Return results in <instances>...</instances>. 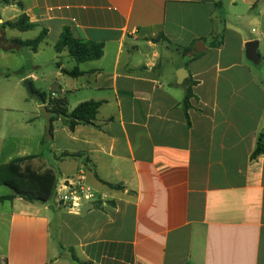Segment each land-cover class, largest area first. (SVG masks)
<instances>
[{
  "label": "crops",
  "instance_id": "0c3cea01",
  "mask_svg": "<svg viewBox=\"0 0 264 264\" xmlns=\"http://www.w3.org/2000/svg\"><path fill=\"white\" fill-rule=\"evenodd\" d=\"M17 1L0 3L1 38L47 29L36 53L50 46L57 60L48 91L34 87L42 65L23 64L21 79L69 112L101 107L93 125L74 129L53 116L45 138L0 149V165L35 156L28 164L57 180L83 169L104 198L85 213L0 202V264H74L71 251L86 264H264V154L253 158L264 134V0ZM23 14L34 30L3 27ZM66 28L103 44L102 58L57 53ZM75 68L83 75L67 74ZM12 195L0 186V198Z\"/></svg>",
  "mask_w": 264,
  "mask_h": 264
},
{
  "label": "trees",
  "instance_id": "16d2710c",
  "mask_svg": "<svg viewBox=\"0 0 264 264\" xmlns=\"http://www.w3.org/2000/svg\"><path fill=\"white\" fill-rule=\"evenodd\" d=\"M17 2V5L22 8V4L17 0H0L2 4H11ZM4 28L19 30L22 32L34 30L37 25L30 22L26 14L21 15L17 20L4 23ZM48 30L43 29L39 36L33 40L21 41L15 40L13 44L19 47L29 48L36 53L39 50L41 43L47 38ZM156 41V40H155ZM12 44V45H13ZM56 52L61 53L67 50L69 56L78 64L88 61L99 60L103 56L104 45L96 42H82L74 38L70 29L66 28L57 43ZM73 78H78L83 75L78 68L67 73ZM33 87V85H32ZM36 91V89L33 87ZM47 105L49 111L53 113V120L62 118L69 126L74 129L78 125H93L96 120L100 102L89 101L80 104L73 111L67 109V101L61 98L50 99L49 96L37 91ZM193 98L192 90L189 89L185 98V109L190 108V100ZM52 120V121H53ZM52 132V125L49 133ZM264 154V134H261L257 143V147L253 153V158H257ZM35 156L22 157L13 161L0 165V186H6L13 191L12 196L1 197L0 202L10 201L15 198H21L29 203L50 204L55 201V187L57 178L52 171L39 173L35 171L29 164ZM114 188V187H113ZM71 260L74 264L82 263L71 251Z\"/></svg>",
  "mask_w": 264,
  "mask_h": 264
},
{
  "label": "rangeland",
  "instance_id": "374dc122",
  "mask_svg": "<svg viewBox=\"0 0 264 264\" xmlns=\"http://www.w3.org/2000/svg\"><path fill=\"white\" fill-rule=\"evenodd\" d=\"M11 35H19L21 39L33 40L38 35L35 32L19 34L16 31L8 30L7 38ZM0 36V149L5 153L14 152L15 145L29 144L31 138L43 136L46 137L47 125L40 112V104L29 95L22 80L19 71L23 64L29 65V70L35 65H42V69L37 71L41 81L34 87L48 91L50 84V71L55 72L56 62L55 52L50 46H43L38 53L30 54H3L4 48H10L13 45L9 41L3 40ZM11 44V46H10ZM67 66L74 63L70 58L62 59ZM27 68V69H28ZM71 68V67H70ZM36 72V71H33ZM2 156L5 162L6 157ZM9 190L6 186H1Z\"/></svg>",
  "mask_w": 264,
  "mask_h": 264
},
{
  "label": "built area",
  "instance_id": "2783aa9c",
  "mask_svg": "<svg viewBox=\"0 0 264 264\" xmlns=\"http://www.w3.org/2000/svg\"><path fill=\"white\" fill-rule=\"evenodd\" d=\"M103 198L86 184L83 169L75 177L60 179L56 182L55 202L69 210L79 211L84 206H94Z\"/></svg>",
  "mask_w": 264,
  "mask_h": 264
},
{
  "label": "water",
  "instance_id": "95a60500",
  "mask_svg": "<svg viewBox=\"0 0 264 264\" xmlns=\"http://www.w3.org/2000/svg\"><path fill=\"white\" fill-rule=\"evenodd\" d=\"M0 36H2L1 31H0ZM200 44H203V43H200ZM247 54H248V58L250 61H252L253 63H257V58H259V57L257 54L256 43L251 42L247 45ZM184 73H187V70H182L178 74V78H179L180 83L183 82ZM24 85H25L26 90L29 93V95L34 97L38 101V103L40 104L39 109H40V112L42 114L43 119L46 122L47 131L49 133V131L51 129V125H52L53 113L48 110L47 105L44 103V100L41 97V95L33 89L31 81L29 79L25 80ZM90 209H92V206L88 205V206H84L82 211H83V213H85V212L89 211ZM67 258H69V257L67 256Z\"/></svg>",
  "mask_w": 264,
  "mask_h": 264
}]
</instances>
